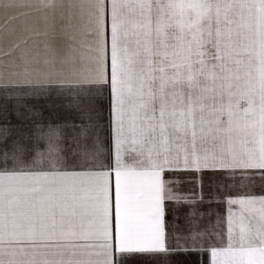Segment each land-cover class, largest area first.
I'll use <instances>...</instances> for the list:
<instances>
[{"label": "snow or ice", "instance_id": "1", "mask_svg": "<svg viewBox=\"0 0 264 264\" xmlns=\"http://www.w3.org/2000/svg\"><path fill=\"white\" fill-rule=\"evenodd\" d=\"M0 6L62 34L0 84V264H264V0Z\"/></svg>", "mask_w": 264, "mask_h": 264}, {"label": "crops", "instance_id": "2", "mask_svg": "<svg viewBox=\"0 0 264 264\" xmlns=\"http://www.w3.org/2000/svg\"><path fill=\"white\" fill-rule=\"evenodd\" d=\"M22 0H2L3 4L8 3H20ZM33 4H40L41 0H30ZM68 0H57V3H67ZM25 13L28 14L27 19ZM35 9H12L0 6V31L4 32V39L0 40V73L5 76H10V79L0 80V84L4 83H16L18 75L27 72H39V71H59L60 66L56 68H49L43 63L45 40L51 38L53 35L56 36L57 40L62 39V34L59 31V17L61 10L58 8L56 12L57 17V31L55 33L45 28L43 18H39L37 21ZM51 22V20L49 21ZM27 25L25 31L20 32L19 29ZM19 45V47H17ZM26 48L30 53L29 63H25L21 58L20 49ZM58 115L60 120H75L76 117L70 113L59 111L58 113H50L45 110V116H52L54 119ZM108 103L107 100L103 102L102 115L97 121L99 124V131L103 139H107L110 136L108 127ZM173 181L179 180L180 183L173 184L172 186L178 191L187 192L189 189H195L194 183H189L186 176H172L169 177ZM240 176L237 175L236 180L239 181ZM259 181V177H256ZM229 182L232 181L229 179ZM208 177H205V197L208 195ZM259 194V189L256 190ZM171 207V205H170ZM203 211H209L213 214L219 213L222 216H226V205L205 202L204 204H198ZM215 219V216L212 217ZM207 222V217L205 221ZM174 264H210V256L202 253L194 255H175L173 258ZM130 264H152L147 258H136L131 261Z\"/></svg>", "mask_w": 264, "mask_h": 264}]
</instances>
